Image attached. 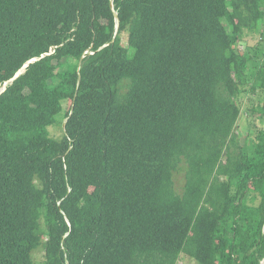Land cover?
<instances>
[{
    "label": "trees",
    "instance_id": "obj_1",
    "mask_svg": "<svg viewBox=\"0 0 264 264\" xmlns=\"http://www.w3.org/2000/svg\"><path fill=\"white\" fill-rule=\"evenodd\" d=\"M8 82L0 264L262 263L264 0H0Z\"/></svg>",
    "mask_w": 264,
    "mask_h": 264
},
{
    "label": "rangeland",
    "instance_id": "obj_2",
    "mask_svg": "<svg viewBox=\"0 0 264 264\" xmlns=\"http://www.w3.org/2000/svg\"><path fill=\"white\" fill-rule=\"evenodd\" d=\"M122 38H123L124 45L127 46L128 45L127 44V34H123ZM246 39L247 40L245 42H242L240 44L239 49L240 51H244L245 48L249 46L251 47L249 51L253 53L254 51L253 49L258 47L259 38L257 35H249L248 37H246ZM131 53H133V51H131ZM3 89L4 88H1L0 91H3ZM258 102H259L258 97H253L250 94L244 95L240 99V106H241L242 114L240 118L237 119L238 122H237L235 131L239 135V139L242 145H244L247 139H250V140L253 139V137L256 136L257 132L260 129H264V121L256 120V117H254V115L250 111V108L253 105H256ZM67 106H68V103H64L65 109L67 108ZM60 117L61 115L58 116V121ZM64 123L62 124L60 123L58 127H55L56 125L51 127V131L54 137H60L63 134L62 128L64 126ZM184 172L183 171L179 172L175 176L176 190L179 193L182 191V187L185 182ZM34 258L36 261L41 262L44 259V252L38 251L37 253H35ZM178 264H196V262L194 259L186 255H182ZM261 264H264V260L262 261Z\"/></svg>",
    "mask_w": 264,
    "mask_h": 264
},
{
    "label": "water",
    "instance_id": "obj_3",
    "mask_svg": "<svg viewBox=\"0 0 264 264\" xmlns=\"http://www.w3.org/2000/svg\"><path fill=\"white\" fill-rule=\"evenodd\" d=\"M117 30H118V28H117ZM38 59H34L33 61H31V62H29L18 74H17V76H16V78L17 77H19L21 74H23L24 73V71H25V69L29 66V64H31L32 62H35V61H37ZM15 78V79H16ZM15 79H13L11 82H13ZM11 82H8V83H6L5 84V86L3 87L4 89H3V91H0V94H2L5 90H6V86L9 84V83H11Z\"/></svg>",
    "mask_w": 264,
    "mask_h": 264
}]
</instances>
